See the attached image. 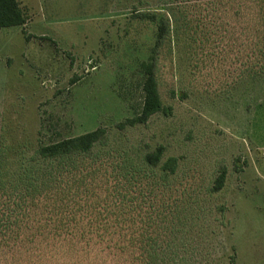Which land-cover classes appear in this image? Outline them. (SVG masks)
Instances as JSON below:
<instances>
[{"label":"rangeland","instance_id":"rangeland-1","mask_svg":"<svg viewBox=\"0 0 264 264\" xmlns=\"http://www.w3.org/2000/svg\"><path fill=\"white\" fill-rule=\"evenodd\" d=\"M19 1L26 24L0 28V146L11 176L40 144L104 127L94 152L149 174L152 185L126 184L121 199L153 213L155 264H264V0H195L178 11L160 0ZM137 9L171 18L157 69L168 113L121 127L141 110V64L155 42ZM159 145L162 161L149 169L141 157ZM171 156L177 170L162 179ZM44 247L21 264H141L102 244L78 256Z\"/></svg>","mask_w":264,"mask_h":264},{"label":"trees","instance_id":"trees-1","mask_svg":"<svg viewBox=\"0 0 264 264\" xmlns=\"http://www.w3.org/2000/svg\"><path fill=\"white\" fill-rule=\"evenodd\" d=\"M160 1L166 10L175 6L178 11L195 0ZM134 14L139 20L155 24V42L148 60L141 64L144 73L141 110L122 122L121 127L144 124L158 112L168 113L159 91L157 69L164 45L170 41L171 18L160 10L137 9ZM26 22L19 0H0V28L22 26ZM107 137V129L100 126L40 144L13 176L8 169L7 149L1 144L0 264L32 263L43 257L44 246L60 247L59 253L68 250L77 253L76 256L88 255L96 244L122 253H135L141 264H155L150 232L156 221L153 213H136V208L144 206L139 204L134 210L124 206L128 201L122 203L121 199L126 184L134 181L138 185L139 179L145 178L140 189L152 185L146 181L149 174L135 171L130 166L132 162L126 169L120 168L105 148L94 152L95 147L106 143ZM164 151L165 147L159 145L143 153L141 159L147 166H158ZM178 163L177 157L167 158L161 166L160 177L164 179V175L175 173ZM226 174L225 169L220 172L214 189L223 187ZM151 203L154 200L150 199L152 206Z\"/></svg>","mask_w":264,"mask_h":264}]
</instances>
